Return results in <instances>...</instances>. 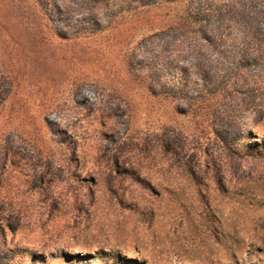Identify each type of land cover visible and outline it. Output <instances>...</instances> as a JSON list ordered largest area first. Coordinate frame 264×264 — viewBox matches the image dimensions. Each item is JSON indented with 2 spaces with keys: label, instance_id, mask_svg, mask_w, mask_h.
I'll return each mask as SVG.
<instances>
[{
  "label": "rangeland",
  "instance_id": "rangeland-1",
  "mask_svg": "<svg viewBox=\"0 0 264 264\" xmlns=\"http://www.w3.org/2000/svg\"><path fill=\"white\" fill-rule=\"evenodd\" d=\"M21 1L0 264H264V0Z\"/></svg>",
  "mask_w": 264,
  "mask_h": 264
},
{
  "label": "trees",
  "instance_id": "trees-1",
  "mask_svg": "<svg viewBox=\"0 0 264 264\" xmlns=\"http://www.w3.org/2000/svg\"><path fill=\"white\" fill-rule=\"evenodd\" d=\"M179 2H181V3L183 2L184 3V2H190V1L189 0H179ZM41 3H43L42 0H26V1H21V4H23L21 8H22V10L24 12H27V11L30 12V10H33L34 7L37 8L38 5L41 4ZM193 12H194V10L191 7L190 8L188 7L186 9V15L188 16V18L184 20V22H183L184 24L187 22L189 25H192V22L190 21V19H191V17L194 16L193 15ZM197 12H198L197 14L195 12V15H196L195 17L199 18L200 17L199 15L202 12H200V11H197ZM23 14H25V13H23ZM188 24H186V25H188ZM212 32H213V37H211L212 38L211 40L219 39V37L217 36L216 29H213ZM248 34H250V32H248Z\"/></svg>",
  "mask_w": 264,
  "mask_h": 264
}]
</instances>
